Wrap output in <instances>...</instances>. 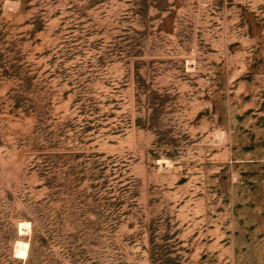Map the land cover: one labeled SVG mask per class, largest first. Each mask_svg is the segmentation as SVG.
Wrapping results in <instances>:
<instances>
[{
  "label": "rangeland",
  "instance_id": "1",
  "mask_svg": "<svg viewBox=\"0 0 264 264\" xmlns=\"http://www.w3.org/2000/svg\"><path fill=\"white\" fill-rule=\"evenodd\" d=\"M0 264H264V0H0Z\"/></svg>",
  "mask_w": 264,
  "mask_h": 264
}]
</instances>
